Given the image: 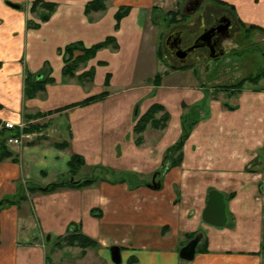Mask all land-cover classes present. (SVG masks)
Returning a JSON list of instances; mask_svg holds the SVG:
<instances>
[{
    "label": "crops",
    "instance_id": "0c3cea01",
    "mask_svg": "<svg viewBox=\"0 0 264 264\" xmlns=\"http://www.w3.org/2000/svg\"><path fill=\"white\" fill-rule=\"evenodd\" d=\"M35 1L55 5L48 20L30 14ZM90 1L0 0V121L42 125L26 147L6 146L16 162H0V202L15 197L20 184L96 180L83 188L26 193L25 201L0 207V264H113V246L120 248V264H264V80L257 88L224 93L227 99L210 97L205 79L216 66L162 69L157 48H147L146 24L166 0H110L105 11L86 16ZM220 1L244 25L264 30V0ZM122 7L129 11L115 28ZM107 37L118 50H99L77 72L93 69L91 83L62 78L60 50L77 42L89 48ZM26 73L54 82L24 100ZM104 91L103 99L81 104ZM154 104L169 121L163 130L147 128L136 145L134 125ZM198 104L204 107L183 144L180 165L160 175L167 150L181 136L182 106ZM63 142L65 149L55 146ZM73 155L84 166L70 177ZM119 174L134 180L122 182ZM153 178L157 190L150 187ZM211 190L226 201L222 228L202 221ZM73 229L97 248L81 257L78 247H55ZM198 232L205 251H196L192 262L179 260L187 237Z\"/></svg>",
    "mask_w": 264,
    "mask_h": 264
},
{
    "label": "trees",
    "instance_id": "16d2710c",
    "mask_svg": "<svg viewBox=\"0 0 264 264\" xmlns=\"http://www.w3.org/2000/svg\"><path fill=\"white\" fill-rule=\"evenodd\" d=\"M110 0H92L88 2L84 8V14L86 16L90 15L91 13H97V12H103L106 10L107 3ZM213 3L228 8L230 11L234 12V8L232 6L226 5L225 3L221 2L220 0H211ZM43 5V7L47 10V14L43 15L41 17V22H44L48 20L51 13L55 9L54 4H45L40 3L39 1H35L32 3L30 7V11H33L37 5ZM129 11L128 7H122L120 8L117 13L115 14V20L116 25L115 28L118 27V23ZM239 21V20H238ZM240 22V21H239ZM242 26L244 24L240 22ZM36 27V26H35ZM248 31L254 30L260 32V34L264 37V30L260 29L255 26H247ZM102 49H112V50H118V45L116 43V40L113 37H107L104 41L97 43L89 48H86L83 46L82 43H73L70 45H67L64 49L60 50V53L63 56V62L64 66L62 68V78L64 80L69 79H76V81L80 84L85 83H91L94 77V70L89 69L86 72H83L79 75H77V72L82 66H85L86 63L94 58L96 53L99 50ZM157 56L159 57V53L157 50ZM264 80V67L261 69V71L254 75V76H248L245 78H242L238 82L232 84L231 86L224 88V89H230L232 95L240 92L246 85H257L259 81ZM154 85L158 86L160 84V75L156 74L153 78ZM54 80L50 77H44L43 73L39 75H31L29 73H26L24 76V82H23V98L26 99H33L35 98L40 92L44 91L46 84L53 83ZM107 80L105 81L104 85L107 86ZM107 95V92H102L96 96H92L85 101H83L81 104H88L94 101H98L103 99ZM202 104L193 105V106H185L183 105L182 108L184 110V113L181 117V136L180 139L176 144L171 146L165 156V160L162 163V167L159 170V174L163 175L165 174L169 169L178 167L182 160V147L185 142V140L190 135L193 127L196 125V123L199 120V113L203 109ZM38 117V116H34ZM34 117H28V118H34ZM169 121V115L164 110V108L161 105L154 104L152 105L144 115H142L139 120L136 122L133 128V135H134V142L136 145H141L143 138L142 134L147 128H152L154 130H163L167 123ZM41 130V127L38 125H33L28 130L29 132L37 131L39 132ZM55 146L59 149H65L67 147V143H58L55 144ZM12 158V162H16L15 158H13V154L9 152L5 146V143L2 139H0V162L4 161L6 159ZM84 166V162L82 158L79 156L73 155L71 156L68 167H69V176L74 177L78 173V171ZM120 175V181L125 182L126 180H134V176L131 174H119ZM94 178H86L84 180H81L79 182H70V180L60 181V182H54L47 184L45 186H38L36 184H27L25 187H22L20 184L21 189L19 188L18 193L15 197L7 198L5 200H2L0 202V207L13 205L15 203H19L22 201H25L27 199L26 193L33 194L36 192L40 193H52L59 189L64 188H83L87 186H91L93 183H95ZM94 216L96 215L94 212H92ZM194 235H189L187 237L188 240L192 239ZM64 246L68 247H78L81 249L80 256L84 257L86 254V249H92L96 248L98 245L97 243L88 238L87 236L78 233L75 229L68 232L63 238H59L58 242L56 243L55 247L62 248ZM204 243L199 245L197 248V253L204 252ZM128 264H135V260L131 259Z\"/></svg>",
    "mask_w": 264,
    "mask_h": 264
},
{
    "label": "rangeland",
    "instance_id": "374dc122",
    "mask_svg": "<svg viewBox=\"0 0 264 264\" xmlns=\"http://www.w3.org/2000/svg\"><path fill=\"white\" fill-rule=\"evenodd\" d=\"M189 1L191 0H166L167 6L157 10L155 14L152 15V18L146 24V33L147 36H149L147 48L156 47L160 55L158 57L160 67L169 70V65L166 64L163 58L165 54V48L163 46L165 36L173 32L175 28L185 30L191 22L197 26H201L204 16L208 23L212 21L214 17L226 12L233 23L234 31L236 29L237 32L232 41L224 44V49L227 51L226 55H224L225 57L210 65L211 67L216 66V68L213 69L212 73L209 74L208 72V74H206V82L204 81L205 83H209L208 87L212 89L213 94H210V97L216 95V97L222 96L226 98L227 95L230 96L232 94H230V89L224 88L231 86L242 78L258 74L264 67V37L258 31H248L247 26H242L232 11L213 3L211 0H200L198 9L193 13L187 14L185 12V6H187ZM29 12L38 20H41V17L47 14V10L41 4L37 5L33 11L29 9ZM200 17L203 18L199 19ZM35 26V22H28V27L34 28ZM174 65H177V63H174ZM195 66L196 70L199 72L203 71L205 68V66L201 64L193 65V67ZM149 69H151L149 70L150 74L152 67ZM206 70L209 71L210 67L208 66ZM45 72H47V70ZM249 86L257 88L259 83L257 85L248 84L245 87ZM36 125L42 126L37 123ZM11 159L12 158H9L8 160L11 161ZM19 188L21 189L20 185H17V193ZM57 242L58 241H56V243ZM49 250V248L46 249V255L48 256Z\"/></svg>",
    "mask_w": 264,
    "mask_h": 264
},
{
    "label": "flooded vegetation",
    "instance_id": "af4514ba",
    "mask_svg": "<svg viewBox=\"0 0 264 264\" xmlns=\"http://www.w3.org/2000/svg\"><path fill=\"white\" fill-rule=\"evenodd\" d=\"M199 2L200 0L189 1L185 6V12L187 14L195 12L200 5ZM196 4L198 7L194 9ZM236 32L226 12L208 23L204 16L201 26L191 22L185 30L175 28L165 36L163 58L167 65L173 67H192L201 64L205 66L204 69H208V66L225 57L227 51L224 44L232 41Z\"/></svg>",
    "mask_w": 264,
    "mask_h": 264
},
{
    "label": "water",
    "instance_id": "95a60500",
    "mask_svg": "<svg viewBox=\"0 0 264 264\" xmlns=\"http://www.w3.org/2000/svg\"><path fill=\"white\" fill-rule=\"evenodd\" d=\"M9 7L13 9H19L18 5L12 4L10 2H5ZM198 7L196 4L195 8ZM166 156L164 157L165 160ZM163 160V161H164ZM153 190L160 188V183L155 182L154 178L152 180L151 186ZM202 221L212 227L222 228L227 223L226 215V201L224 196L214 190H211L207 194V201L205 208L202 212ZM204 235L202 232H198L190 239L179 251L178 258L183 262H192L195 258L197 247L202 242ZM110 259L113 264L121 263L120 248L113 246L109 249Z\"/></svg>",
    "mask_w": 264,
    "mask_h": 264
},
{
    "label": "built area",
    "instance_id": "2783aa9c",
    "mask_svg": "<svg viewBox=\"0 0 264 264\" xmlns=\"http://www.w3.org/2000/svg\"><path fill=\"white\" fill-rule=\"evenodd\" d=\"M35 124L34 120L22 119L19 122L1 120L0 139L3 140L5 146L26 147L40 136V131H28Z\"/></svg>",
    "mask_w": 264,
    "mask_h": 264
}]
</instances>
